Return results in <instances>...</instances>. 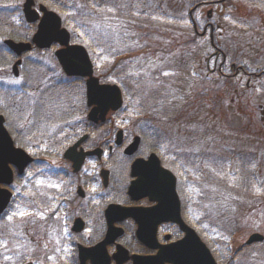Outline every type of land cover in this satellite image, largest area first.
<instances>
[{
    "label": "flooded vegetation",
    "instance_id": "flooded-vegetation-1",
    "mask_svg": "<svg viewBox=\"0 0 264 264\" xmlns=\"http://www.w3.org/2000/svg\"><path fill=\"white\" fill-rule=\"evenodd\" d=\"M90 1L94 13L98 9L115 8L125 16V23L140 28L141 21L126 17L133 11L139 14L142 10L136 11L139 6L144 7L143 19L152 24L161 20L169 25L174 20L169 12L179 11L174 7L176 0H153L151 7L147 6V0ZM177 2L185 22L183 33L190 31V42L191 38L195 42L197 38L200 41L199 68H194L185 59L184 62L181 60L182 65L176 70L178 67L171 64L170 53L175 50L174 47L170 48V52H165L170 62L167 67L162 64L166 57L148 62L153 67V62H161V65L154 68L158 72L166 70L168 74L184 73V70L188 74L192 66L195 74L200 71L206 74L207 69V76L214 74L215 80L221 79L219 83L223 87L218 88L220 105L233 95L241 98L251 91L252 80L264 78V67L252 64L255 69H251L239 63L233 58L232 46L236 41L243 42V45L248 46L247 50L251 51L246 55L247 59L250 55L256 56L253 57L255 60L263 59L264 35H256L259 29L252 28L249 23L264 24V0ZM54 3L57 6L55 8L48 6L44 0H0V117L5 118V126L15 146L26 152L32 148V138L44 143L45 139H37L39 130L34 128L47 129L55 121L52 127L54 133L45 137L55 138V146L51 147L54 152L48 159L36 161L33 165L30 163L21 169L11 158L14 153L1 157V165L6 166L7 162L13 173V182L0 183V264H180L187 250L179 252L176 246L188 238L187 232L177 223L180 218L209 248L205 240L210 234L205 230L208 217L203 215L202 208L201 215H198L196 212L199 211V205L190 204L187 198L188 186H184V181L191 163L188 157L178 156L176 149L179 145L175 147V143L179 142L173 133L168 140L171 148L168 147L165 153L158 148L161 146L158 143L161 137L156 131L151 133L147 129H139L130 133L127 128H121L126 121L121 119L122 111L119 114L112 113L107 119L98 122L89 120V107L85 119H33L28 114L30 94L39 91L45 79L54 80L53 91L56 92L54 102L51 97L46 98L43 104L44 115H49L52 105L58 106L57 54L61 49L58 39L51 40L49 47H38L34 43L44 11L58 15V0H54ZM168 29L167 43L174 44L176 39L182 41V53L186 57L187 35L175 34L173 27ZM243 37H247L246 40ZM144 38H139L138 44ZM122 40L119 41L120 46ZM11 42L31 47L18 53L10 45ZM99 46L102 45L92 44L90 56L93 64L97 59L104 62L94 55ZM102 49L103 55L108 58L114 52L111 46H103ZM122 53L119 51L118 55ZM44 55L48 56L49 62L44 60ZM41 60L44 61L43 66H40ZM119 61L129 63L132 59L125 54ZM125 67L126 64L116 66L120 76L126 73ZM94 69L102 84L106 83L103 82L105 76L117 70L104 74L95 64ZM40 70L44 73L41 78L38 77ZM240 74L247 80L241 88L234 84ZM185 80L196 82V79L188 77ZM84 82L86 85V80ZM121 88L125 91V84ZM49 101L50 104H47ZM260 107L264 120V108ZM112 115L117 117L111 118ZM33 148L37 149L35 145ZM262 148L263 151L257 147L261 154L257 166L264 172V145ZM70 149L74 151L72 157L67 158ZM39 156L46 158L47 152H41ZM150 158L154 159L150 161ZM183 160L188 162L184 163ZM52 161H56L54 166L50 165ZM137 162L138 168L134 173ZM235 165L238 166L239 161ZM169 175L177 178L181 203L179 212L174 193L169 188ZM53 180L55 182L52 183ZM135 182L140 184L133 186ZM263 209L257 210L252 204V208L247 211L245 225L249 229H253L251 225H256V214L259 216ZM21 212L24 216L19 215ZM259 218L258 221H261ZM236 223L232 235L235 238L242 224L240 221ZM258 224L264 230V222ZM224 233H229V230ZM246 239L245 244L234 250L230 247L234 259L228 264H257L260 261L262 251L255 252V246L262 245L264 248V233L253 229ZM235 244H238L237 240ZM210 245L212 254H220L222 250L217 247L216 239Z\"/></svg>",
    "mask_w": 264,
    "mask_h": 264
},
{
    "label": "rangeland",
    "instance_id": "rangeland-1",
    "mask_svg": "<svg viewBox=\"0 0 264 264\" xmlns=\"http://www.w3.org/2000/svg\"><path fill=\"white\" fill-rule=\"evenodd\" d=\"M58 2L64 6L67 10L66 14L69 15V20L64 22L63 26L71 30L74 29L73 26L76 23L79 27L76 32H73L74 40L79 43L83 41L85 46V43H90L88 39L93 44L102 45L94 52L96 57L104 60V62H100L97 59L101 73L109 74L118 64H126V73L117 77H115V74L107 75L104 78L105 80H102L106 83L125 84L126 86V102H131V105L127 111L120 115L122 120L126 119V121L124 120L125 125L121 128H127L130 133L139 129H147L151 133L156 131L157 135L161 137L158 140L161 146H158V148L165 153L168 147L171 148L168 141L169 135L173 133L172 135L177 137L175 140L179 141L180 147L176 149L178 150V156L181 158L188 157L191 163V169H188L189 172L185 175L184 181V186H188L187 198L190 204L199 205V211L196 212L198 215H201L202 208L203 215L206 214L208 217L205 224V230L210 233L206 239L207 243L209 242V245L213 244L216 239L217 247L221 248L223 252L215 248L222 252L218 254L225 261L223 263H230L234 259L230 247L234 250L235 247L245 244L248 234L253 229L264 233V230L258 224L264 222V209L259 216L256 214V225H251L253 229H249L245 225V223L247 224L245 214L252 208V204L255 205L257 210L264 208V186L260 185L264 184V172H262L263 169L260 166H257V163H260L258 156H261L257 147H260L263 151L262 147L264 145V120H262L260 107L263 106L264 108V78L258 79L261 81L253 79L251 91L243 94L241 98L233 95L223 105H220L218 88L223 87L219 83L221 79L215 80L214 74L207 76V69L206 74L204 71H200L199 74L194 73L193 66L199 68L198 51L200 41L191 31L197 41L195 42L191 38L190 42V31L187 30V33H183V29H185L183 23L185 22L177 19L176 12L174 14L173 10L169 13L173 18L175 16V19L169 25L161 20H156L152 24L143 19L145 18L143 16L144 7L139 6L136 11L142 9V13L136 14L133 11L126 17L136 19L138 22L141 21L142 27L140 28L137 25L132 26L127 22L125 23V16L115 8H109L111 11L108 8L106 10L102 9L100 13H97L98 10H96V13H94L95 10L91 9L90 0H58ZM147 3V6L151 7L153 0H147ZM149 10L152 9L149 8ZM181 16L180 13L179 17ZM249 20L252 21V19ZM249 24L252 28L259 29L256 35H264L263 22H250ZM168 27H173V32L177 35H187L188 53L186 57L182 53L184 48L182 41L176 39L174 44L167 43L170 32ZM139 38L144 39L142 43L138 44ZM246 38L243 37L244 40ZM121 39L123 40L120 46L119 41ZM131 39H134V41H131ZM103 46L113 47L114 52L110 58L103 55ZM171 47L175 49L173 52H170ZM247 48L248 46L243 45V42H234L232 46L233 58L239 63L248 65L251 69H255L252 64L264 67V57L255 60L253 57L256 56L250 55L247 59L246 55L251 53ZM119 51H123V53L118 55ZM165 52L171 53V64L175 68L182 65L185 59L186 61L189 60L190 64L193 65H191L192 70L187 72L189 75L185 73L186 70H184V73L174 72L170 74L169 72L165 75L166 70L158 72V69H155L161 65V62H153L155 68L151 62H148L166 57L162 60V64L167 67L170 62L167 58L168 53L165 54ZM125 54L130 55L132 61L129 63L120 62V58H124ZM44 58L46 62H49L48 56L44 55ZM43 62V60L40 61V66H43ZM118 71L117 68L116 72ZM43 74L40 70V76L38 77H43ZM60 74L65 75L58 63V85L63 77ZM191 74L198 76V78L191 76ZM187 77L191 80L196 79V82L186 81L185 78ZM246 81L240 74L234 84L241 88L244 87ZM74 82L75 85L80 87L84 85L83 80H74ZM54 84V80L45 79L42 88H48L46 95L50 88H55ZM60 97L61 93L58 92V103ZM40 98H42L41 95L32 101L31 108L34 104H37ZM76 99L75 113L78 119L79 116L81 119H85L87 113L85 102L83 105V103H78L80 101L78 98ZM69 106L70 103L62 98L58 106L52 105L50 107L49 116L46 118L58 119L57 107L67 109ZM167 108L170 111H167ZM26 116L27 114L24 118ZM115 117L117 116H111V118ZM31 118L35 119L34 115ZM44 124L46 123L44 122ZM54 125L55 121L47 129L34 128V130H39L36 135L37 139L41 141L53 134L52 127ZM37 143L40 144L35 138H32L30 144ZM176 146L177 143H175ZM238 161L239 165L237 166L235 164ZM52 162L50 165L54 166L56 161ZM182 162L187 163L188 161L183 160ZM237 181H240L239 186H237ZM232 200L234 202H231ZM258 217L261 221H258ZM238 221L242 224H240L239 233L235 238L232 236L233 227ZM216 224L217 229L215 230ZM225 230H229V233L222 234ZM236 240L238 244H235ZM259 251H262V258L257 264H264V248L262 245L255 246V252Z\"/></svg>",
    "mask_w": 264,
    "mask_h": 264
},
{
    "label": "water",
    "instance_id": "water-1",
    "mask_svg": "<svg viewBox=\"0 0 264 264\" xmlns=\"http://www.w3.org/2000/svg\"><path fill=\"white\" fill-rule=\"evenodd\" d=\"M26 8H30L27 6ZM45 10V9H44ZM28 14V13H27ZM56 36L54 39L52 37ZM58 39V44L62 46V49L58 51V61L62 66L64 72L68 76H77L87 78V92H88V105L94 106L89 114V119L98 122L99 120H105L107 114L112 111H117L122 106L121 91L116 86L100 85L97 78L93 77V67L89 59L87 51L81 46L70 45V34L62 28V20L55 13L45 10V16L41 21L40 30L34 39V43L38 47H49L51 40ZM18 53L29 49V45L10 43ZM73 149H70L66 157L71 158ZM11 154L13 162L21 169L26 167L31 160L24 152L14 148V144L4 128V119L0 117V183L12 182V172L9 165L6 162L1 165V157L6 154ZM152 161V159H151ZM139 162L134 166V173L138 168ZM164 171V170H163ZM161 170V172L163 173ZM169 178H171L169 176ZM140 182H135L133 186H138ZM175 179H171L169 188L175 195L176 205L179 212V203L177 194L175 192ZM1 206V205H0ZM177 223L181 224L182 228L187 232L188 238L185 242L176 246V250L183 252L187 250L185 257L179 262L180 264H216L215 260L211 256L209 250L199 240L195 232L188 229L182 222L181 218L177 220ZM254 238V237H253ZM252 238V239H253ZM251 239V240H252Z\"/></svg>",
    "mask_w": 264,
    "mask_h": 264
},
{
    "label": "trees",
    "instance_id": "trees-1",
    "mask_svg": "<svg viewBox=\"0 0 264 264\" xmlns=\"http://www.w3.org/2000/svg\"><path fill=\"white\" fill-rule=\"evenodd\" d=\"M45 1V3L48 5V6H50V7H53V8H55V7H57L56 5H55V3H54V0H44ZM58 13H59V15H61L62 17H63V20H64V22H66L67 20H69V15H67L66 13H67V10H65V8H64V6H62L59 2H58ZM74 27V31L76 32L77 30H78V26L77 25H74L73 26ZM60 75H62V74H60ZM64 78H65V80H66V77H65V75H62ZM61 78V82L63 81L64 82V78ZM51 81V80H50ZM45 90H47V89H42V91H45ZM48 91V90H47ZM72 89H70V88H67V85H64L63 83H61V84H59L58 85V92H60L61 93V97H60V102H61V100H62V98H67L66 99V102L67 103H73V102H75L74 100H76L77 101V99L76 98H78L80 101L78 102V103H82V99H81V96H80V94L83 92L82 90H81V87H79L78 86V91H77V94H75L74 96H78V97H76V98H74V97H69L71 94H72ZM34 112H35V114L37 115L38 114V117H39V115H40V118H44L43 117V112L41 111L40 112V110L39 109H35L34 110ZM58 112L59 113H63V116L64 115H67L68 114V111H66L65 109H60V108H58ZM63 116L61 115V116H59L60 118L59 119H63ZM53 139H55V138H50L49 139V141H50V145H53V146H55V142L53 141ZM45 142V141H44ZM43 144H45V143H43Z\"/></svg>",
    "mask_w": 264,
    "mask_h": 264
},
{
    "label": "snow or ice",
    "instance_id": "snow-or-ice-1",
    "mask_svg": "<svg viewBox=\"0 0 264 264\" xmlns=\"http://www.w3.org/2000/svg\"><path fill=\"white\" fill-rule=\"evenodd\" d=\"M109 11H111V9H109ZM165 75H167V73H165ZM19 215H20V216H24V213L21 212V213H19ZM10 219H11V217H10Z\"/></svg>",
    "mask_w": 264,
    "mask_h": 264
}]
</instances>
